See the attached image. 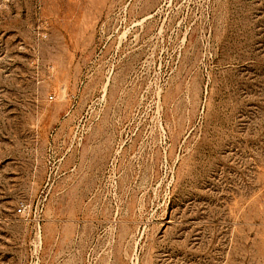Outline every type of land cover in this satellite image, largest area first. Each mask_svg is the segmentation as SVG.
<instances>
[{"label": "rangeland", "instance_id": "obj_1", "mask_svg": "<svg viewBox=\"0 0 264 264\" xmlns=\"http://www.w3.org/2000/svg\"><path fill=\"white\" fill-rule=\"evenodd\" d=\"M0 264H264V0H0Z\"/></svg>", "mask_w": 264, "mask_h": 264}, {"label": "built area", "instance_id": "obj_2", "mask_svg": "<svg viewBox=\"0 0 264 264\" xmlns=\"http://www.w3.org/2000/svg\"><path fill=\"white\" fill-rule=\"evenodd\" d=\"M19 212H22V208L19 209Z\"/></svg>", "mask_w": 264, "mask_h": 264}]
</instances>
